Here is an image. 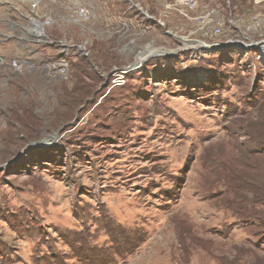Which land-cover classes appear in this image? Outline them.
<instances>
[{
    "label": "rangeland",
    "instance_id": "rangeland-1",
    "mask_svg": "<svg viewBox=\"0 0 264 264\" xmlns=\"http://www.w3.org/2000/svg\"><path fill=\"white\" fill-rule=\"evenodd\" d=\"M172 1H62L43 44L0 0V264H264V25L218 45ZM213 2L224 34L264 23ZM61 45L64 73L30 66Z\"/></svg>",
    "mask_w": 264,
    "mask_h": 264
},
{
    "label": "built area",
    "instance_id": "built-area-1",
    "mask_svg": "<svg viewBox=\"0 0 264 264\" xmlns=\"http://www.w3.org/2000/svg\"><path fill=\"white\" fill-rule=\"evenodd\" d=\"M29 2L28 10L22 14V17L27 20L26 23H15L22 28V38L23 40H31L34 36L42 37L43 39L39 40L40 43L47 44L53 41H57L58 37L52 33L46 34V28L53 27L55 24H58L60 21L59 17H55L52 13V8L59 6L63 0H25ZM254 5L261 6L264 4V0H252ZM213 0L204 1L201 0H173L167 6L171 9L176 10L181 17L186 21L193 23L195 28L191 30L190 33L198 31L201 33V36L207 39H214L218 36H225V42H217L218 45L226 44H236L249 46L254 44L258 40L251 38L249 32L251 30H258L263 28V18L259 14L253 15L250 20L243 25L240 21H235L232 18L228 20L230 25V31L227 34L223 32L224 19L222 16H218L216 6L213 5ZM68 13L66 17L62 16V20L66 18V22L75 26H83L84 23L90 20L92 11L82 5V3L74 2L70 4ZM200 9V11H198ZM243 21V20H242ZM254 40V41H253ZM81 47V46H79ZM30 51V52H28ZM32 49L28 48L27 52L32 54ZM36 51V50H34ZM33 51V52H34ZM82 54L86 55L85 49H82ZM28 60V61H27ZM31 59L21 57L12 59L10 61V67L14 73H19L24 70L25 62L30 64ZM44 62V63H43ZM43 63V64H42ZM68 62V52L64 49V46L61 45L58 51L56 58L52 61H46L45 55L42 54L40 62L37 64L38 68L34 64H30L32 68L39 70L40 66L41 71H48L49 73H64L67 69Z\"/></svg>",
    "mask_w": 264,
    "mask_h": 264
},
{
    "label": "crops",
    "instance_id": "crops-1",
    "mask_svg": "<svg viewBox=\"0 0 264 264\" xmlns=\"http://www.w3.org/2000/svg\"><path fill=\"white\" fill-rule=\"evenodd\" d=\"M64 2H66V3H71L73 0H63ZM76 1H78V0H76ZM62 9H63V6H56V7H53L52 8V13H53V15L57 18V17H59V15L60 14H62ZM65 10H66V8H65ZM20 19V18H19ZM16 45H17V43H16ZM33 50V49H32ZM34 51V50H33Z\"/></svg>",
    "mask_w": 264,
    "mask_h": 264
}]
</instances>
